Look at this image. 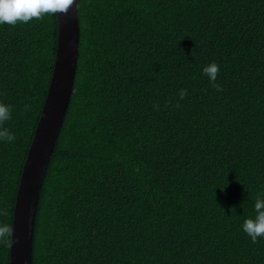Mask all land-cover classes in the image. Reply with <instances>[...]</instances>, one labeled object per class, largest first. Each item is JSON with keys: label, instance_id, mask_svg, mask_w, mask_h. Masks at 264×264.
<instances>
[{"label": "trees", "instance_id": "trees-1", "mask_svg": "<svg viewBox=\"0 0 264 264\" xmlns=\"http://www.w3.org/2000/svg\"><path fill=\"white\" fill-rule=\"evenodd\" d=\"M77 4L73 92L32 264H264V238L242 230L264 198V0ZM57 36V16L0 24L3 127L16 137L0 140V224L12 223ZM211 62L221 91L202 73Z\"/></svg>", "mask_w": 264, "mask_h": 264}, {"label": "water", "instance_id": "water-1", "mask_svg": "<svg viewBox=\"0 0 264 264\" xmlns=\"http://www.w3.org/2000/svg\"><path fill=\"white\" fill-rule=\"evenodd\" d=\"M57 23L54 66L16 190L9 264H32L33 228L39 191L73 92L80 32L77 7L74 5L67 15L58 14Z\"/></svg>", "mask_w": 264, "mask_h": 264}, {"label": "clouds", "instance_id": "clouds-1", "mask_svg": "<svg viewBox=\"0 0 264 264\" xmlns=\"http://www.w3.org/2000/svg\"><path fill=\"white\" fill-rule=\"evenodd\" d=\"M78 7L76 0H0V24L16 26L17 24H28L33 20H43L45 16L67 15L73 6ZM220 72L217 63L211 62L202 69V73L209 79L212 87L221 91L220 85L216 83ZM180 100L187 96V89L178 92ZM177 102L176 107H179ZM157 110L158 105L156 106ZM28 110V106H25ZM12 109L10 106L0 103V140L11 143L15 140V135L3 125L11 119ZM255 216L243 221L242 230L251 238L253 244L258 238H264V198L257 196L254 203ZM6 214V211L3 213ZM14 229L11 225L0 224V242L8 247L13 244Z\"/></svg>", "mask_w": 264, "mask_h": 264}]
</instances>
